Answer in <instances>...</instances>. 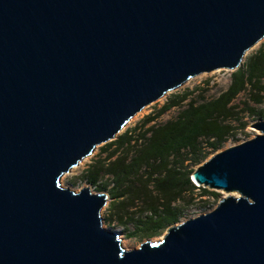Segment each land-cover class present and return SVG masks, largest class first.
I'll list each match as a JSON object with an SVG mask.
<instances>
[{
  "label": "water",
  "instance_id": "water-1",
  "mask_svg": "<svg viewBox=\"0 0 264 264\" xmlns=\"http://www.w3.org/2000/svg\"><path fill=\"white\" fill-rule=\"evenodd\" d=\"M264 37V0H0V264H264V118L197 165L226 193L125 249L59 177L136 112Z\"/></svg>",
  "mask_w": 264,
  "mask_h": 264
},
{
  "label": "trees",
  "instance_id": "trees-1",
  "mask_svg": "<svg viewBox=\"0 0 264 264\" xmlns=\"http://www.w3.org/2000/svg\"><path fill=\"white\" fill-rule=\"evenodd\" d=\"M191 92L169 96L139 125L103 143L79 175L115 202L108 210L119 224H129L128 235L156 234L178 222L186 211L184 198L195 190L216 196L195 186L189 176L193 166L246 126L231 104L238 94L245 93L241 110L248 118H264V108L256 107L264 103V40L231 71L229 83L216 96L195 99ZM172 107H179L174 118L150 123Z\"/></svg>",
  "mask_w": 264,
  "mask_h": 264
},
{
  "label": "rangeland",
  "instance_id": "rangeland-1",
  "mask_svg": "<svg viewBox=\"0 0 264 264\" xmlns=\"http://www.w3.org/2000/svg\"><path fill=\"white\" fill-rule=\"evenodd\" d=\"M264 40V37L257 42L251 49L245 52L241 63L244 58H246L249 53H251L258 44ZM240 63V64H241ZM232 70L228 69H215L210 72H202L195 76H192L191 78L187 79L183 83H181L178 87L166 92L164 95H162L160 98L155 100L154 102H151L144 107H142L138 112H136L130 119L127 121V123L119 130V133L131 129L134 126L139 125L141 120L147 116L154 114L159 107L166 101V99L173 95V94H180L182 92L186 91H192L191 96L195 99H198V97H204V98H211L216 96L219 92L224 90L229 83L230 79V73ZM247 102V98L245 96V93L238 94L231 102L232 106L234 107L235 111L237 112V115L241 118V120L246 121V126L242 130H238L235 132L234 136L229 137L227 140H225L222 144V147L220 149H223L225 147L237 144L243 140L249 139L253 137L254 134L258 133V131L252 126V123L255 120H252V118H248L243 112V103ZM256 107L264 108V103ZM179 110V107H172L162 113L159 117L154 118L150 123H158V122H164L167 119L174 118L177 111ZM231 123H235L234 125L237 126L238 121H232ZM116 134V135H117ZM116 135L113 137V139L116 137ZM103 144H99L95 146L92 150V152L82 158L77 165L72 167L69 171L63 173L59 177V185L61 187L69 188L73 191H78L81 187L87 186L91 193L99 192L94 188L93 186H90L86 184L83 180L80 179L79 175L81 171L87 166L88 163H90L93 159H95L100 152V149ZM219 149V150H220ZM197 166V165H196ZM196 166H193L195 168ZM201 187V186H200ZM203 188V187H202ZM207 191H212L216 194V196H208V195H201L200 190H195L191 196H187L184 198V205L186 208L185 214L179 219V221L184 220L189 217H193L195 215H198L200 213H204L206 211L211 210L215 204L218 202L219 198L225 195H237L235 192H224L220 189H209L204 188ZM104 192V191H103ZM107 196L106 203L100 208L99 215L101 217V225L104 228L109 229H115L119 233L120 237V244L125 249L130 248H136L139 246L140 243L148 240V241H156L158 240L161 235L165 232V229L160 231L159 233L149 234V235H128V231H130L131 227L129 224L122 225L119 224L115 218V215H111V211L108 210V205L111 203V198L107 193L105 192ZM112 203H115L112 201ZM182 204V203H181ZM137 205L135 206L136 209Z\"/></svg>",
  "mask_w": 264,
  "mask_h": 264
},
{
  "label": "bare ground",
  "instance_id": "bare-ground-1",
  "mask_svg": "<svg viewBox=\"0 0 264 264\" xmlns=\"http://www.w3.org/2000/svg\"><path fill=\"white\" fill-rule=\"evenodd\" d=\"M253 46H254V45H253ZM253 46H252V47H253ZM252 47H251V48H252ZM251 48H250V49H251ZM248 50H249V49H248ZM248 50H247V51H248Z\"/></svg>",
  "mask_w": 264,
  "mask_h": 264
}]
</instances>
